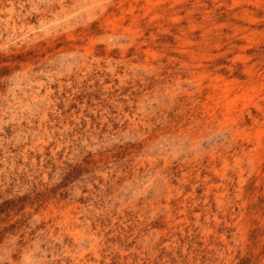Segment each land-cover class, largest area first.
<instances>
[{
	"label": "rangeland",
	"instance_id": "obj_1",
	"mask_svg": "<svg viewBox=\"0 0 264 264\" xmlns=\"http://www.w3.org/2000/svg\"><path fill=\"white\" fill-rule=\"evenodd\" d=\"M0 264H264V0H0Z\"/></svg>",
	"mask_w": 264,
	"mask_h": 264
}]
</instances>
